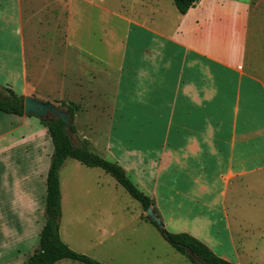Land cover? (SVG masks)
<instances>
[{
    "label": "crops",
    "instance_id": "1",
    "mask_svg": "<svg viewBox=\"0 0 264 264\" xmlns=\"http://www.w3.org/2000/svg\"><path fill=\"white\" fill-rule=\"evenodd\" d=\"M140 4L141 9L133 4V20H123L127 30L116 50L105 60L90 54L97 68H114L111 108L106 116L89 120L94 126L101 118L105 129L96 135L95 128L74 129L91 153L121 168L153 203L167 232L206 243L207 235L198 229L207 230L210 222L201 216H237L243 198L246 216H264V207L253 212L255 202L264 200V43L253 22L260 5L254 0H201L180 15L172 0ZM22 10V0H0V87L33 98ZM74 118V124L82 119ZM52 155L40 120L0 116V167L9 175L7 195L15 216H33L38 189L45 207ZM68 161L73 163V185L85 184V176L93 182H86V189L92 184L93 191H103L110 187L102 182L106 175L132 199L103 170L66 160L59 171L60 216L61 175ZM137 204L127 209L141 223L144 212ZM20 221L26 230L18 236L17 221L14 237L26 241L33 236L32 220ZM45 221L34 231L38 239ZM97 230L107 235L104 227ZM61 232L59 226L60 239ZM35 249L33 245L30 252Z\"/></svg>",
    "mask_w": 264,
    "mask_h": 264
},
{
    "label": "rangeland",
    "instance_id": "2",
    "mask_svg": "<svg viewBox=\"0 0 264 264\" xmlns=\"http://www.w3.org/2000/svg\"><path fill=\"white\" fill-rule=\"evenodd\" d=\"M145 1L22 0L27 81L33 98L61 109H64L62 105L75 107V114L82 118L76 124L72 122L76 129L95 128V135L104 130L101 118L94 126H89V120L106 116L111 108L114 68H97L93 56L105 60L116 50V43L127 30L123 20H133V4L141 9L140 2ZM254 5H260L253 13V22L264 43V0H254ZM93 102L95 106L91 108L89 103ZM68 162L61 175L64 190L59 226L61 240L72 251L103 264H190L163 241L152 225H145L149 222L144 213L140 216L141 223L137 220L135 212L127 207L135 209L139 205L121 188L114 187L115 182L109 176L102 177V182L110 185L104 186L103 191H93L92 184L86 189V182H93L85 176L82 177L85 184L73 185V163ZM8 183L9 175L6 177L0 167V252L3 254L0 260H7L5 264H27L33 245L38 248V234L34 231L45 221L44 193L38 189L33 216H15L7 195ZM261 201L255 202L253 212L264 207V200ZM238 208L237 216H201L210 223L207 230L198 229L207 235L203 237L206 243L199 241L233 264H264V216H246L245 198L238 202ZM20 219L32 220L33 236L27 242L14 237L17 221L21 227L18 236L26 230ZM98 226L104 227L106 236L98 232ZM5 245L8 247L4 248Z\"/></svg>",
    "mask_w": 264,
    "mask_h": 264
},
{
    "label": "trees",
    "instance_id": "3",
    "mask_svg": "<svg viewBox=\"0 0 264 264\" xmlns=\"http://www.w3.org/2000/svg\"><path fill=\"white\" fill-rule=\"evenodd\" d=\"M201 0H172L177 12L184 15ZM24 97L14 93L8 87H0V113L18 117L24 115ZM70 116L72 122L76 108L70 105H62ZM36 118V117H34ZM41 125L47 129L53 145V155L46 178L45 199V225L43 226L37 250L29 257L27 264H56L62 260H69L78 264H103L87 256L72 251L59 237L60 222V189L59 171L66 160L77 161L87 167H95L109 174L128 194L140 204L143 212L151 208L156 214L153 203L145 197L131 183L125 173L118 166L111 164L91 153L88 142L80 139L71 126L68 134H65V124L60 119L42 120ZM73 136V140L69 139ZM147 221L157 230L163 241L177 254L186 258L190 264H233L216 256L206 245L187 234H171L164 230L160 232L158 227L147 218Z\"/></svg>",
    "mask_w": 264,
    "mask_h": 264
},
{
    "label": "water",
    "instance_id": "4",
    "mask_svg": "<svg viewBox=\"0 0 264 264\" xmlns=\"http://www.w3.org/2000/svg\"><path fill=\"white\" fill-rule=\"evenodd\" d=\"M23 111L24 115H32L39 120H62L65 124L64 129L66 135L72 126V120L66 110L58 108L49 103L40 102L32 97H24ZM69 139L73 140V136L69 135ZM144 214L158 227L160 232H164L165 229L160 218L153 212L151 208L147 209Z\"/></svg>",
    "mask_w": 264,
    "mask_h": 264
}]
</instances>
